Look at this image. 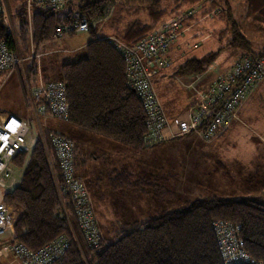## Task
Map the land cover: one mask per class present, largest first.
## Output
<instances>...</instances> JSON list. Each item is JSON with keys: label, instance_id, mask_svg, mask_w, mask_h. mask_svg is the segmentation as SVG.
<instances>
[{"label": "trees", "instance_id": "16d2710c", "mask_svg": "<svg viewBox=\"0 0 264 264\" xmlns=\"http://www.w3.org/2000/svg\"><path fill=\"white\" fill-rule=\"evenodd\" d=\"M167 1H172V10L176 9L177 12L202 0H77L67 5L64 8L67 11L61 15L50 9L36 8L32 11L30 21L25 0H16L10 24L5 13L0 12V41L9 50L19 51L27 57L30 54V42L38 50L40 45L54 38L57 27L76 22L77 14L86 19L93 39L83 49L81 56L63 64L61 69L60 80L67 85L69 104V115L64 120L74 130L85 129L111 142L143 150L167 140H148L147 112L137 92L128 85L126 64L121 52L107 37H99L92 25L115 5L120 13L143 11L148 22L136 18L122 30L114 28L117 31L115 38L134 44L170 14V8L165 5ZM208 1L216 7L224 5L227 10V30L231 31L232 36L229 44L247 51L245 55L264 58V52L252 53L249 39L233 17L229 0ZM243 1L255 20L264 23V0ZM220 52L221 49L201 58H189L179 66L178 71L185 75L201 73L215 61ZM19 70L22 71L21 68ZM24 70L34 83L38 76L37 61L26 60ZM23 83L27 91L25 81ZM53 133L66 136L74 142L76 157L77 144L73 136L65 128ZM46 137L49 139V135ZM12 162L22 173L17 185L4 194L3 203L15 215V240L30 250H38L56 240L65 239L66 249L52 264H223L214 231V223L218 220L240 225L245 248L264 264L262 202L216 194L197 197L185 201L184 206L163 211L143 222H134L135 228L130 231L125 232L129 228L125 224L117 231L118 234L123 233L122 236L113 242L106 243L99 231L97 244H93L85 239L79 226L71 196L59 190L62 177L53 150L47 149L43 140L37 138L31 151L17 154ZM74 164L76 170V160ZM129 175L125 171H115L110 182L115 189L133 188L142 194L151 192L152 187L157 188L159 185L155 197L165 199L172 195V191L162 183L157 185L152 181V176L130 181Z\"/></svg>", "mask_w": 264, "mask_h": 264}, {"label": "rangeland", "instance_id": "374dc122", "mask_svg": "<svg viewBox=\"0 0 264 264\" xmlns=\"http://www.w3.org/2000/svg\"><path fill=\"white\" fill-rule=\"evenodd\" d=\"M14 1L16 0H5L8 13L13 12V7L16 6ZM229 4L233 17L251 43L252 53L264 52V23L255 20L245 1L229 0ZM165 5L170 8L168 10L170 14L165 16L157 27L181 19V34L168 51L170 67L161 69V72L165 71L164 74H160L156 80L154 77L153 82L155 92L166 113L183 114L189 109L190 104L210 87L218 75L229 70L247 51L229 44L232 36L231 31L227 30L229 24L224 5L216 7L210 1L202 0L194 5L185 6L177 12L176 9L172 10V1L165 2ZM117 10L119 8L116 5L112 6L103 18L92 25L101 37H116L117 31L114 28L122 30L136 18L149 21L143 11L120 13ZM65 11L67 10L58 11V15ZM189 11L191 14L188 13ZM7 12L9 16L7 21L10 24L12 16ZM56 39L62 40L59 42L61 52L58 56L74 61L83 53L79 46L85 42L88 44L93 39V35L90 31H76ZM32 49L39 53V48L36 50L30 42L29 53ZM219 49L221 52L215 61L203 72L185 75L178 71L179 66L187 59L201 58ZM38 62L40 64V61ZM19 68L13 74H19ZM59 68L58 66V70ZM15 77L20 80L19 75H14L6 85L0 87V95L9 94L11 91L14 95L13 104L20 105L21 108L22 98L26 94L22 91L21 80L17 85ZM256 103V112L249 110L246 115V109L244 117L238 115V119L232 123L233 126L211 139H204L193 133L143 150L118 142H103L102 138H99L101 136H97L98 140H90L89 149L97 158L95 162L89 164L86 161L87 163L80 166L81 177L90 195L97 227L106 239V243L121 237L123 233L118 234L117 231L125 224L129 226L125 232L130 231L135 228L134 222H143L163 211L184 206L185 201L195 200L197 197L216 194L251 198L264 203V84ZM24 108V116L30 125L29 140L33 139L36 142L37 138H41L44 144L52 149L46 135L61 131L59 128L62 125L74 139L83 144V129L74 130L64 119L49 115H41L40 124L34 108L29 104ZM88 133L92 132L88 131ZM92 158L95 156H91ZM84 166L85 176H83ZM115 171L127 172L130 174V181L143 176H152V181L157 185L162 183L172 191V195L165 199L155 197L159 185L157 188L152 187V191L147 194H142L133 188L115 189L110 182L115 176ZM21 173V170H16V176L18 175L19 178ZM145 189L148 190V187L145 186ZM6 191L0 186V202H3ZM10 236L0 239L5 241L1 245L0 264H21L20 259L10 248L8 242ZM85 239L87 240L86 237Z\"/></svg>", "mask_w": 264, "mask_h": 264}, {"label": "built area", "instance_id": "2783aa9c", "mask_svg": "<svg viewBox=\"0 0 264 264\" xmlns=\"http://www.w3.org/2000/svg\"><path fill=\"white\" fill-rule=\"evenodd\" d=\"M75 1L77 0H25V5L30 21L32 11L36 8L58 12ZM0 12H4L7 19L5 0H0ZM188 13L191 14V11ZM77 17L72 25L57 27L54 37L62 38L71 32L89 31V22L78 14ZM180 20L160 24L134 44L108 37L120 50L125 61L128 85L137 92L146 109L148 140H171L191 133L204 139L216 137L238 119L243 103L264 79V58L244 55L229 70L212 81L210 87L190 104L183 117L169 119L155 92L153 80L161 69L171 65L168 51L181 34ZM39 58L40 54L33 49L24 57L19 51L9 50L0 41V73L5 78L12 75L17 68H22L26 60L35 59L38 62ZM38 68L40 70L39 62ZM30 94L35 102L42 101L40 106L35 107L37 115H49L61 120L68 118L67 85L64 81H40L31 89ZM29 134L30 125L27 121L15 115L0 118V186L6 190L13 189L18 182L13 158L19 153L31 151L35 144V140H29ZM49 140L62 177V187L59 186V190L66 191L71 196L73 211L80 228L88 241L97 244L99 229L89 204L88 192L75 173L74 142L53 132L49 134ZM46 148L48 149L47 146ZM13 226L14 216L10 208L0 202V239L11 235L8 239L10 248L21 264H52L67 247V241L59 239L38 250H30L15 240ZM240 230V225L229 221L218 220L214 223L223 264H263L247 251ZM3 243L5 241H0V250Z\"/></svg>", "mask_w": 264, "mask_h": 264}, {"label": "crops", "instance_id": "0c3cea01", "mask_svg": "<svg viewBox=\"0 0 264 264\" xmlns=\"http://www.w3.org/2000/svg\"><path fill=\"white\" fill-rule=\"evenodd\" d=\"M8 14L11 16L12 15V11H11V13H8ZM7 18L9 19V16H7ZM10 22H11V20H10ZM99 37H101V36L99 35ZM60 40L61 39L57 40L54 37L50 41L45 42V43H43L42 45L39 46V50L38 51H39V54H40V58H39L40 70H38V76H37V79H36V81L34 83L31 80L28 79V77H27V75L25 73V70H24V66L21 68L22 69V71H21L22 73L19 72V74L18 73L12 74V75H10L9 77H6V78L5 77L2 78V75L0 73V87L6 85V83L9 82L12 77H14V75L15 76L19 75L20 76V80H21L20 84H21V87L23 88L22 91L26 94L22 98L23 99V103L21 105V108H20V105L17 106L15 104H13L12 98H13L14 95H12L13 93L11 91H9V94L0 95V118L4 117L6 115H15L16 117L27 121L25 116H24L25 115V112H24L25 108L24 107L27 106V104H29L31 107L34 108V111H35V107L37 108L38 106H40L42 104V101L35 102L33 100V98L31 97V94H30L31 89H33L35 87V85L38 82H40V81L48 82V81L60 80L61 79V69H62L63 64L72 61L71 59H65V58H61L60 56H58L59 52H61L60 51V47H59ZM86 46H87V42L83 43V45L79 46V48L81 47V50H83ZM58 66L60 67L59 70H58ZM164 72L165 71H163V72L160 71L159 73H157L155 75V80H156V78H158V76H160V74L163 75ZM1 78H2L3 82L1 81ZM15 80H17V85H18L19 81H20L19 78L15 77ZM23 81H25V85H26L27 91H25V89H24ZM263 84H264V79L257 84V86L254 88V90L251 93V95L249 96V98L243 103L238 115H241V116L244 117L246 109H247L246 115H247V112L249 110L252 111V112H256V108H257L256 99L258 97V94L260 92H262ZM0 92H1V90H0ZM184 114L185 113H183V114H179V113L178 114H169L168 113L170 119L183 117ZM35 115L38 117V121L41 124V115H43V114H40V115L39 114L38 115L35 114ZM43 116H45V115H43ZM69 126H71V125H69ZM231 126H233V125H231ZM59 129H63L62 125H60ZM76 130H79V129H76ZM99 138H102L103 142H111V140L105 139L103 137H99ZM75 140H76V144H77L76 145V157H75V160H76V172H77L78 177L83 182V179L81 177L82 167H80V166L83 165V163H85L86 161H88L89 164L92 163V162H95L94 161L95 159H93V158L91 159V156H96V154L91 152V150L89 149L88 142L90 140H98V137L94 133H88L87 130L83 129V144H80V142L77 139H75ZM82 154H83V156H82ZM81 160L83 162H81ZM78 163H79V166H77ZM16 170H18V169H16ZM16 170H15V172H16ZM85 175L86 174H85V166H84L83 167V176H85ZM20 177H21V175H20ZM17 179H20L18 175H17ZM83 184H84V182H83ZM88 197H89L90 204H91V199H90L89 192H88ZM91 207L93 209L92 204H91ZM93 212H94V215H95V218H96V214H95L94 209H93Z\"/></svg>", "mask_w": 264, "mask_h": 264}]
</instances>
